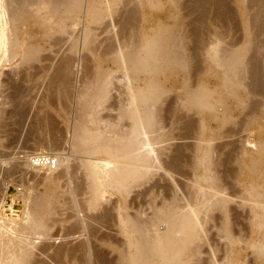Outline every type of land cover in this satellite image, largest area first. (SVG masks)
I'll list each match as a JSON object with an SVG mask.
<instances>
[{"label":"bare ground","instance_id":"6f19581e","mask_svg":"<svg viewBox=\"0 0 264 264\" xmlns=\"http://www.w3.org/2000/svg\"><path fill=\"white\" fill-rule=\"evenodd\" d=\"M138 1L139 6H136L135 10L129 9L128 12L125 8L127 10L125 12L123 9L125 4L120 11L119 0H0V68L14 61L23 64L27 69L33 68L42 62V49L38 39L53 36L70 37L74 34L72 32L80 28L81 36L74 35L73 38H80L78 39L80 42L77 40L81 47L79 52L83 54L81 61L87 71L80 91L77 90L79 93L76 94V107L72 111L75 114H71L72 121L69 122L66 117L61 116L66 123L65 134L64 132L61 134L60 131L57 133L56 125L53 127L46 113L42 114V111L51 105H48L50 98L55 96L61 101H68L70 90L73 91L72 69L79 52L77 41L75 39V43L71 35L70 41L75 44L69 46L70 53H67L66 57L64 55L65 58L62 57L63 60L61 59L62 62L55 69L54 75L49 78L50 86L47 95L39 104L40 111L35 117L36 124L32 134L39 132L41 138L45 137L44 141L48 140L47 147L55 148L63 134L66 136L68 132L71 153L78 162L73 163L75 164L73 167L69 160V162L60 160L61 165H58L57 160V168L62 164L64 166V162L70 164L68 166L66 163L65 168L62 166L58 176L52 174L56 168L48 170L32 166L35 169L48 170L47 173L43 172L42 179L46 187L45 192L25 204L24 217L20 222L14 220L5 222L0 219L2 225L4 222L3 227L5 226L0 232V264H42L43 261L39 260V257L42 256L43 250L38 247L39 243L36 241L48 234L53 222L64 220L68 204L71 206V213L74 211V216L83 212L92 213L99 210L107 198V193L122 197L115 208L119 232L124 240V247H114L118 254L117 264L198 262L203 253L201 216L210 217L214 211H220L223 216L220 233L224 235L229 247L221 261L213 254L209 256L211 259L208 263L248 264L245 260L242 261L241 254L235 252V248L242 246L255 255L256 264H264V106L259 103L262 107L257 111L256 104H247L250 95L261 92L263 87L260 68L262 65L264 68V64L259 63L254 56L257 51L255 44L260 40L256 39L258 36H264V0H250L256 8L253 14L247 12L243 5L244 0H234L243 24V41L239 46H232L225 43L227 39L217 37L216 40L214 37L215 41L200 43L201 46L204 44L200 64L203 72L195 83L190 81L191 56H188L182 26L177 20L181 14H177L176 17L175 12L181 7L179 0ZM207 1L197 0L193 3L200 9L205 7ZM209 1L218 4L220 15L224 17L227 15L226 18L232 16L230 8L227 9L229 11L227 14L223 0ZM166 6L171 9L167 7L169 11L164 15ZM118 10L120 13L123 11L128 13L121 15L118 14ZM82 12L84 23L82 22L81 26L78 16ZM113 14L121 18V26L141 15L140 23L143 28L141 31L133 30L130 38H128L130 34L127 33L126 36V30L121 29L120 25V30L111 34L107 29L108 24L105 26V23ZM6 15L8 20H4ZM124 19H127L125 23L122 22ZM252 28H255V31ZM100 29L108 34L103 40H99ZM194 40L197 43L200 41ZM262 44L264 50V39ZM249 53L252 55L248 56ZM86 55L89 56V60ZM247 80L250 82L247 83ZM249 86L252 87L250 91L247 88ZM113 88L124 91L125 101L119 102L116 117H103L101 112L107 109L105 104L110 99ZM172 92L181 93L177 110L182 113L191 112L200 120V136L193 153V185L189 186L185 200L174 198L173 195V199L168 202L152 204V218L147 219L141 213L130 214L127 199L134 186L147 182L153 171L161 167L160 152L153 149V145L164 136L160 132L161 115H158V108ZM65 105L60 107L69 110V106L67 108ZM245 109L247 111L244 114ZM235 113H239V116L244 114L248 134L242 142L240 155L236 161L237 177L241 178L242 182L240 201L244 205H249L251 213V220L249 219L251 237L247 242L242 240L244 243L231 234L228 221V205L231 201L218 195L220 179L216 175L217 164L212 157L216 148L212 143L227 124H235L233 120ZM126 123L127 126L124 125ZM211 124L215 129H212ZM124 126L127 129L124 130ZM52 148L49 151H53ZM57 156L58 159L62 158L61 155V158ZM28 160L26 162H30V158ZM173 162L171 165L176 167L177 162ZM3 163L4 161L0 159V166ZM25 167L28 169L31 166ZM74 171L81 173L79 180L83 177L84 184H81L82 180L78 181L74 177ZM7 189V183L0 173V205L4 204ZM78 194H82V200H78ZM66 217L69 218L68 215ZM68 248L56 250L58 253L53 254L54 258L66 253L72 257L80 250ZM48 249L45 254L48 253ZM80 251L82 257L79 259L89 263L91 251L87 250V247H82Z\"/></svg>","mask_w":264,"mask_h":264},{"label":"rangeland","instance_id":"374dc122","mask_svg":"<svg viewBox=\"0 0 264 264\" xmlns=\"http://www.w3.org/2000/svg\"><path fill=\"white\" fill-rule=\"evenodd\" d=\"M126 1L122 0V2H120L119 0V4H121V6L119 5L120 11H122L121 9L124 4L125 7L123 9L125 12L127 10L129 12V9L135 10L136 6H139L138 0L137 2H135V0H126ZM129 1L131 2L134 1V2L130 4L128 3ZM196 1L197 0H179V2L181 3L180 4L181 7L179 8V10L177 9V11H175L176 17L177 14L178 15L181 14L179 17H177L178 18L177 20L179 21L180 26H182L181 27L182 32L184 34L185 41L187 43L188 56L189 57L191 56L190 66L192 69L191 70L192 80L190 81L192 83L198 82L201 76L200 73L203 72V69H201L202 66H200L202 61L201 55L204 45L203 44L201 46V44L203 41L205 42L215 41L214 39H216L217 37L218 38L221 37L223 38V40L227 39L225 40L227 41L225 42L226 44L230 43L229 45L239 46L242 43L241 41H243V36H244V30L242 29L243 24L240 20L241 18L240 11L237 7L238 5L234 2V0H223V4L226 5L225 9L227 11V14L229 13V11H230V15L233 13L232 16L230 17L228 16V18H226L227 15H225V17L224 15H220L221 12L219 11V6L216 2L208 0L209 2L207 1L208 3L207 2L205 3L206 8L204 7L205 9L204 8L199 9L196 8L195 3H193ZM243 5L247 9L248 13L250 14L255 13L256 11L255 5L252 4L250 0H244ZM167 7L171 9L169 6H166L165 7L166 9L163 13L164 15H166L167 12L169 11ZM227 9H229V11ZM120 11L118 10V14L124 15L125 12L123 11L120 13ZM140 16L141 15H138L137 19L131 22L126 21L127 19L126 20L124 19L122 22L125 23L126 21L127 25L125 23L124 24L125 26H121V21H120L121 18L118 15L113 14L111 15V18L107 20L105 26L106 24H108L107 29L108 31H110L111 34L118 32L121 26V29L126 30V36H127V33L130 34L133 30L141 31V29L143 28V25L140 23ZM5 17L4 20H8V15H6ZM78 17H79L78 18L79 23L82 26V22L84 23V13L83 12L80 13ZM252 29L253 31H255V28ZM79 30L80 28H77L75 32H72L74 33L71 34L72 38L74 37V35L78 37L81 34V30L80 32ZM99 31H98L99 40L100 39L103 40L105 37L108 36V34L103 32L101 29ZM195 33H197V35ZM130 36L131 34L128 35V38H130ZM70 37L69 36H62V37L53 36L50 38L42 37L43 39H45L42 42H40V40L43 39H38L39 42L38 44L42 49V54H41L42 62L39 64L40 66L37 65L33 68L27 69L25 66H23V64H19L17 63L18 61L16 62L14 61L12 63L6 64L4 68L3 67L0 68V84L2 83L0 85V115H1L0 116V159L4 161L3 165L0 166V170H1L0 173H2V176L4 177V180L7 183V186L9 187V190L7 189V194L4 198V204L0 205V219L2 221L14 220L16 222H20L24 217L23 209L27 205L29 200H33V198H36L37 196H41L45 192L46 187L42 179L44 177V173H47L49 169L46 171V169L41 170V169L33 168L32 167L33 165H30L31 164L30 162H26L30 158L28 156H30L33 153L46 154L47 152H49L47 154L52 155V153L54 152L56 156L57 155L62 156V158L60 156L61 159L57 158V160L59 161L58 165H61V162L66 160L67 161L69 160L70 162L69 161L68 162L71 165H73V163L75 162H78L76 161L77 159L75 160L74 158L75 156L72 155L73 153H71L70 136L67 137L69 133L67 132L66 136L64 135L65 134L64 128L66 123H64L63 118L61 119V116L66 117L69 122L72 121L70 119H72L71 116L75 114L72 111L75 110L76 107L75 106L77 100L76 94L78 91H80L81 85L84 79H86L84 76H87L86 74L87 71L84 69L85 66H83L84 63H82L81 61L83 58L82 57L83 54L79 52V50L81 49L79 43L80 38H78L79 39L78 40L75 37L76 41L77 40L79 41V42L77 41L78 45L75 39L73 38L78 48L76 49L79 52L78 56L80 58L77 56L76 57L77 60L73 65V69H72L74 75L73 76L74 81L72 82L73 91L70 90L71 93L69 92L70 95L68 97L69 99L67 98L68 101L67 100L61 101L54 96L52 99L50 98L49 99L50 101L48 102L49 103L48 105L51 104L50 106L52 108H49L50 106H48V108L46 109L44 108V112L42 111V114L46 113V116L48 117V120L51 122L53 127L56 125L55 131L56 132L58 131L57 133H59V131L61 132V134L64 132L63 138L59 139L56 145L57 148L56 146L55 148L49 146L50 147L49 148L47 147L48 143H46V141L48 140L44 141L43 139L45 137L42 136L41 138V136H39L40 135L39 132L38 133L34 132L35 134H32L36 124L34 123L36 121L35 117L37 116V114H39L37 112L40 111L39 104L44 98V96L47 95L46 92H48L47 89H49L48 87L50 86L49 81L51 79L49 78H52V76L54 75L55 69L60 65V62H62L61 61L62 57H64V55L66 57V54L70 53L68 51L70 50L69 46H71V44L74 43L73 41L71 43L70 40L72 38L70 39ZM218 38L216 40H218ZM194 39L196 40L199 39L200 41L197 40L199 41V43H197ZM263 39L264 36L257 37L256 40L257 41L259 40V42L255 44V50H257L255 52L257 54L255 53L256 56H254V58L257 59L258 62L262 64H264V50L262 44ZM77 50H76V54H77ZM251 55L249 53L248 56ZM86 56L89 60V56L88 55ZM108 65L110 66V64ZM261 68H263V65ZM261 68H260V79L263 84L262 90L257 94L250 95V99H248L247 102V104L249 105L256 104L257 111H259V109L262 106H264V94H263L264 68L263 69ZM249 82L250 81L247 80V83ZM247 88L249 89V91L252 89L251 86ZM112 91H111L110 99L105 104L107 105V109L105 108L104 111L101 112V116L103 117H108V116L110 118L116 117L118 114L117 111H119L118 110L119 109L118 107L120 105L119 102L122 101L123 103V101H125L124 98L125 93L123 90L120 89V91H123L120 92L118 88L117 90L113 88ZM251 96H253L254 98H252ZM180 97H181L180 92L179 94L177 92L176 94L175 92H172L169 95H167V97H165L162 104L159 105L158 115H161V117H159L160 118L159 120L161 122L160 132L164 136L161 137V139H159V141H157V143L153 145V149L160 152L159 166L161 164V167L153 171L152 177L147 182L143 184H138L134 186V188L131 190L127 199V204L129 207L130 214L141 213V215H144L143 216L144 218L151 219L152 208H153L151 206L152 204L160 205L162 202L170 201L171 199H173L174 196H175L174 198L185 200L188 195L189 186L191 187L193 185L192 182L193 181L192 165L194 164L193 153L195 148L194 146L197 143L198 138L200 136V120L197 115L191 112L182 113V111L177 110V104H178L177 102L181 100ZM259 103L262 106H260ZM60 105L63 106L65 105L67 108L69 106L70 111L66 110V108L63 110L62 107H60ZM53 107L57 109H54ZM65 110L69 113H67ZM246 111L247 110L245 109L244 114L246 113ZM244 114H240L239 116V113H235L233 117L235 124L232 125L227 124L221 130L220 136L218 138H215L212 144L216 148H214L212 157L215 163L217 164L215 170L216 175L220 179V188H219L220 192H218V195L220 197L227 198L229 201H231L229 202L228 205V208L230 209V210L228 209V221H229V227L231 229L230 230L231 234L235 238L237 239L240 238L241 241L244 240V242H247L250 240L251 237V229L249 223L251 220L250 219L251 213L249 212L250 211L249 205H244L242 201H240L241 200L240 191L242 190V182L240 181L241 178L237 177L238 169L236 165V161H238L237 159L239 158L240 155L239 150L241 149L242 142L248 136L245 128ZM124 125L127 126L128 124L126 123ZM126 126H124V130L127 129ZM211 126L212 129H215V126L213 124H211ZM51 148L53 151H49ZM173 161L177 162V164L175 163L176 167L175 165L174 167L173 165H171L174 163ZM68 162H66L67 165ZM27 163L30 164L28 165ZM66 163L64 162V166ZM75 164L73 165V167L75 166ZM25 166H31V167H29L30 169L29 168L27 169ZM62 166H58V168L56 167L54 172L52 171V174L53 175L55 174V176L59 174L60 172L59 169H62L64 167ZM75 171H77V169ZM75 171L73 173L74 177H76L78 181L82 180L81 184H84L82 183L84 182L83 177H81V180H79L81 173L79 174L77 173L78 171L77 172ZM78 181L77 184L80 185ZM82 194H78L77 197L78 200L83 199ZM106 196L107 198L105 201H103L102 206L99 208V210L92 213L86 214L83 212L80 215L75 214L74 216L73 214L74 211H72L73 213H71L70 210L72 209L70 208L71 206L68 204L69 207L68 206L67 207L70 209L66 207V212L65 211L64 212L67 213L69 218L66 217L67 215L64 213L65 214V217H63L64 220L62 219L61 222H53V225H51L49 228L48 234L46 236H42V238L36 241V243H39L38 247H41L43 250L42 256L39 257V260H42L44 262V263L42 262V264L45 263L66 264V262L67 264H70V262L72 264L73 262L75 264H117L118 263L117 261L118 254L117 251L114 250V247H124L123 246L124 240L119 232V223L115 208L118 202H120V199L122 200V197L116 194L109 195L108 193ZM13 200L15 202L14 207L19 211L16 216H14L13 214L14 209L12 208L11 205ZM5 205L6 206L9 205V210L11 211L12 214H9L8 211L6 212L4 211ZM67 209L69 210V212H67L68 211ZM202 216H201L202 224L200 228V234L201 237L203 238V245L201 246L203 253L201 259L198 262L196 261L194 264H207L210 261L209 259H211L210 257L213 254H215V257L219 261H221L225 252L229 247L226 239L223 237L224 235L220 233V226L223 221L222 220L223 216L220 211L219 212L214 211V213H212L210 217L204 215ZM3 225L2 223L0 224L1 227L0 232H2V230H4L5 228V226L3 227ZM81 246L83 248L87 247V250L89 249L91 251V254L89 251L90 254L89 263L85 262L84 260L83 261L80 260L82 257L81 256L82 252L80 251L82 249ZM68 247L71 249L80 248V250L76 249L77 255H73L72 257H70L69 253L68 254L66 253L58 256L57 258L56 257L54 258L53 254L55 252L58 253L56 250L59 249L62 250V248L66 249ZM47 249H48V253H47L48 255L45 254ZM235 252L241 254L243 258L242 261L245 260V262H247L248 264H256L255 255L253 253L251 254V251H249L248 249L242 248V246L240 248V246H238L237 248H235ZM51 257L52 260L54 259L53 261L51 260ZM69 259H71L72 261L70 260V262H68Z\"/></svg>","mask_w":264,"mask_h":264},{"label":"built area","instance_id":"2783aa9c","mask_svg":"<svg viewBox=\"0 0 264 264\" xmlns=\"http://www.w3.org/2000/svg\"><path fill=\"white\" fill-rule=\"evenodd\" d=\"M30 162L32 163L33 166L40 168L54 169L57 166V158L50 154L33 153L30 155ZM11 205L12 208L14 209L13 214L14 216H16L19 211L14 207L15 206L14 200L12 201ZM4 211L5 212L8 211L9 214H12L11 211L9 210V205L7 206L5 205Z\"/></svg>","mask_w":264,"mask_h":264}]
</instances>
